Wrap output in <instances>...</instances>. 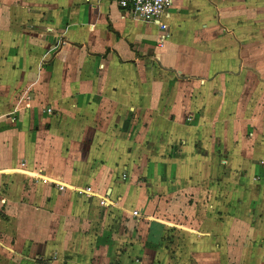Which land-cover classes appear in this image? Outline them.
Segmentation results:
<instances>
[{
  "label": "crops",
  "instance_id": "0c3cea01",
  "mask_svg": "<svg viewBox=\"0 0 264 264\" xmlns=\"http://www.w3.org/2000/svg\"><path fill=\"white\" fill-rule=\"evenodd\" d=\"M167 12L161 41L116 0H0V264L264 236V0Z\"/></svg>",
  "mask_w": 264,
  "mask_h": 264
},
{
  "label": "rangeland",
  "instance_id": "374dc122",
  "mask_svg": "<svg viewBox=\"0 0 264 264\" xmlns=\"http://www.w3.org/2000/svg\"><path fill=\"white\" fill-rule=\"evenodd\" d=\"M58 47L59 46L57 45L56 48ZM262 96L264 97L263 94ZM262 96L259 97V99H261ZM259 105L264 106V100L261 99ZM262 112L264 113V111H261L260 113ZM108 203L109 202L104 203V201H101L102 205H108ZM259 214L261 217H264L263 212H260ZM196 238L197 237L185 235H178L176 238H166L168 243L167 249L170 250H168L167 254L165 253L166 256L158 259L164 264H264V236L259 238L249 237L250 242L248 243V246L251 251L250 253L242 252V246L247 243H244V241H241L238 237L227 239L228 241L232 240V245H230L227 251L225 250V247L221 248L219 251L216 250V248L218 249L220 243L224 244L222 239L220 241H215V244L213 245L215 248H211L210 246H206L204 248L195 242ZM131 258L132 256L129 260H125L124 262L126 264H135L133 258ZM50 260H52V258H50ZM46 261H49V259ZM106 262H108V260H106ZM121 262L122 260L114 258L110 264H120Z\"/></svg>",
  "mask_w": 264,
  "mask_h": 264
},
{
  "label": "built area",
  "instance_id": "2783aa9c",
  "mask_svg": "<svg viewBox=\"0 0 264 264\" xmlns=\"http://www.w3.org/2000/svg\"><path fill=\"white\" fill-rule=\"evenodd\" d=\"M118 6L124 12L130 14L133 18L158 24L162 32L161 41L168 34V10L173 5L174 0H116ZM56 183L60 189L64 190L66 185ZM79 194H92V189L82 188L77 190ZM134 216H139L140 211L133 212Z\"/></svg>",
  "mask_w": 264,
  "mask_h": 264
}]
</instances>
